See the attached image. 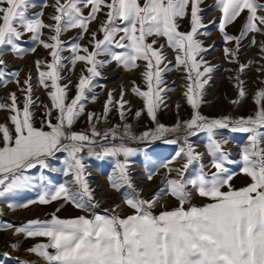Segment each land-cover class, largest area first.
<instances>
[{
    "label": "snow or ice",
    "instance_id": "snow-or-ice-1",
    "mask_svg": "<svg viewBox=\"0 0 264 264\" xmlns=\"http://www.w3.org/2000/svg\"><path fill=\"white\" fill-rule=\"evenodd\" d=\"M40 3V11L30 14L28 10L34 6V0H0V53L10 50L19 56L27 51L19 41L25 33H31L34 43L39 42L50 50L52 60L46 63V71L40 70L43 61L37 60L35 64L39 84L48 88L50 81L53 89L48 93L51 108L44 106L46 116L40 128L33 123L34 113L31 109L36 101L31 95L33 85L30 74L20 89L24 93L22 109L15 92L9 94V103H0V110L9 113L7 120L12 125L10 128L6 122H0V198L27 189L31 181V177L25 174L28 170L38 166L47 169L50 167L49 159L55 158L58 153H67L62 171L65 175H71L72 180L61 183L54 191L43 192L39 196V203L47 204L50 200L63 198L77 208H96L97 204L92 203V190L84 177L82 152L87 150L89 156L94 155L98 159L122 155L123 162L116 161L114 175L110 177L112 186L119 189L124 185L131 186L127 161L137 152L123 142L125 137L154 141L182 128L186 130V136L179 151L161 165L169 173H178L177 178L166 180V187L161 192L176 197L180 202L179 207L161 211L157 215L152 208L158 196L149 201L136 194L125 200L133 210L126 216L116 214L114 210L112 215L93 213L91 217L81 215L70 219H61L53 214L50 220L33 219L20 227L6 225L28 238H48L47 243H38L27 251L35 253L47 264H264V147H261L264 143V88L254 94L253 99L258 107L254 115L247 118L225 116L209 119L194 111L191 119L182 124L178 123L172 128L160 124L155 131L145 132L139 137L131 136L128 125L124 126L122 137H117L115 129L101 135L94 126L91 136L70 130L84 112L88 99L85 93L92 91L94 79L101 77L100 69L111 62L124 69L138 68L137 61L146 62L141 75L147 90H141L133 82V91L143 98L148 115L155 120L156 111L165 100L163 93L168 91L166 86H162L163 74L170 70L172 62L164 63L165 45L157 48L156 39L149 42V38L154 36L166 38V45L177 52L175 64L184 67L188 81L184 96L194 110L198 109L203 102L204 86L209 83L214 70V66L201 55L212 46L204 48L202 41L194 38L201 28L207 27L202 24L200 15L203 11L200 7L202 0H55L53 5H48L47 0H40ZM44 6L55 9V14L50 16L53 24H47L41 18ZM213 6L222 13L218 28L224 40L237 43L236 49H224L226 57L235 61L241 39L249 33L264 34V3L259 0H214ZM85 8H90L87 15L83 14ZM189 9L190 30L181 32L179 21L189 16ZM245 10L248 14L240 35H228L226 26L235 22ZM101 13L106 17L98 28L103 38L97 39V31L91 32V51L88 46L72 42L71 39L67 42L60 39L61 33L68 29L80 28L83 32L79 35H83L89 28V22L97 20ZM45 28L53 32L49 37L52 43L41 39V30ZM256 43L253 35L250 45L255 46ZM66 45L72 53L69 57L60 55ZM260 49L264 52V41L260 42ZM30 50L34 52L35 48ZM80 51L85 54L80 55ZM102 55L108 59H98ZM66 61L70 65H75L77 61L90 65L86 68L88 75L81 72L76 95L70 102L67 101V91L71 81L65 85L59 83L67 78L61 75ZM248 66L241 63L239 71ZM72 70L70 66L69 73ZM17 77L18 73L8 72L5 61L0 59V87L14 78L20 85ZM237 87L239 96L244 97L243 81H238ZM124 95L122 88L121 99L114 101V93L109 90L104 104L105 118L113 104L119 106L121 118L124 117L123 109L129 103L123 99ZM95 98L93 94L91 99L94 101ZM53 109L57 111L56 123L51 120ZM136 115L139 117L140 112L137 111ZM88 118L89 122L93 118L99 119L94 113H88ZM45 126L48 131L44 130ZM221 130L248 134V143L242 149L243 167L240 172L251 182L239 189L233 188L230 183L236 173L225 166L232 163L223 147L227 140L216 138ZM199 132L206 133V148L215 171L205 170L201 163L203 154L196 152L187 139ZM118 138L121 140L119 144L115 143ZM164 142L176 144L179 140ZM181 158L186 160L181 168L169 167ZM193 164L199 167L195 175L189 177L186 173ZM148 178L151 179V175ZM40 179L44 180L45 177L41 175ZM69 183L76 185L75 191L68 187ZM189 186L200 197L211 202L185 208L191 197ZM17 206L27 207L28 204ZM2 227L5 225H0ZM12 247L18 245L13 244ZM0 255L7 256L8 253ZM19 264L31 262L20 261Z\"/></svg>",
    "mask_w": 264,
    "mask_h": 264
},
{
    "label": "rangeland",
    "instance_id": "rangeland-1",
    "mask_svg": "<svg viewBox=\"0 0 264 264\" xmlns=\"http://www.w3.org/2000/svg\"><path fill=\"white\" fill-rule=\"evenodd\" d=\"M264 3V0H259ZM55 0H47L48 5H53ZM214 0H202L200 7L203 11L200 13L202 17V24L206 28H201L199 34L194 38L202 41L204 48L210 50L202 53L203 59L208 61L210 65L214 66L213 72L210 74L209 83L204 86L202 103L198 109L194 110L188 104L184 92L186 91V84L188 81L185 79L186 73L183 66L177 67L175 64V52L172 48L166 45V38L164 37H150L156 39L158 43L155 47L165 45L164 55L165 61L172 62V67L169 71L163 74V85L168 88V91L163 93L165 100L160 108L156 111L155 120L152 119L144 107V100L138 96L133 87L139 86L141 90H147L146 84L142 78L141 73L144 71V61H137L139 67L135 69H124L118 66L116 62H111L105 67L100 69L101 77L95 78L92 91L86 92L88 99L84 104V112L75 120L71 126L73 132H83L91 136L92 127L103 135L109 129H115L117 137L124 135V126L128 125V131L131 136L139 137L145 132L155 131L158 125L162 124L165 127L172 128L178 123L182 124L184 121L191 119L193 112L198 111L201 115L209 119H218L222 117H230L232 119L238 117H245L254 115L258 105L254 102V94L257 90L264 88V52L260 49V42L264 41V34L249 33L239 41L238 59L232 60L226 57L224 49H236V41H225L223 34L219 31V17L222 15L218 7L213 6ZM42 5L40 0H34V6L29 8V13L40 11ZM90 8H85L83 14L87 15ZM106 11V10H105ZM55 14V9L51 6L43 7L42 19L47 24H53L54 21L50 16ZM245 10L242 15L237 18L235 22L226 26V32L231 36H239L242 25L247 16ZM264 14V13H262ZM104 14H98V19L89 22V28L83 35L80 28L68 29L60 35L62 41L78 42L81 45H86L89 51L92 50L93 44L89 43L91 40V32L97 31V39L103 38V33L98 32L100 23L105 19ZM215 21V23H213ZM190 30V9L189 16L179 21V31L187 32ZM41 39L52 43L49 37L53 34L52 31L45 28L42 29ZM256 37L257 43L255 46L250 45L252 36ZM119 37L117 36V39ZM21 46L27 51L17 56L10 50L0 53V59L5 61V67L8 72H17L20 85H17L16 79H9L2 87H0V103H9V94L15 92L18 98V105L22 109L24 103V93L20 90L23 87V81L31 75V84L33 91L31 93L32 99L36 101L32 106L34 113L33 123L34 126L40 128L42 121L45 120L46 109L45 105L51 108V99L48 95L53 89L50 87L51 82L48 81L49 87L44 88L38 82V70L35 61L40 60L44 63L41 64L40 70H47L46 63H50L52 57L50 50L45 49L39 42L31 40V33H25L19 41ZM35 48V51L30 49ZM121 51L120 49H114ZM84 55L83 51L79 52ZM63 57L72 55L69 47L66 45L60 53ZM98 59H108L106 55L99 56ZM249 65L245 70L239 71L240 64ZM73 70L69 73V67ZM84 62L77 61L75 65H70L69 62L64 63L61 69V75L66 76V79L59 81L61 85L69 84L70 87L67 91V101L70 102L76 95V84L78 83L79 76L83 71L84 75H88ZM260 69V71H258ZM202 70V68H201ZM238 81H243V87L246 91L244 97L239 96V88L237 87ZM124 89L125 95L123 99L129 103L125 105L124 117L121 118L120 108L118 105L113 104L110 106V111L107 117L104 116V104L108 99V92L112 90L114 93V101L121 99V89ZM95 94L96 98L93 101L92 95ZM238 101V102H237ZM137 111L140 112L137 117ZM88 113H94L95 117L89 122ZM9 113L0 110V122H6L11 128V122L7 120ZM57 111L52 110L51 120L56 123ZM45 131L49 129L45 126ZM195 131V129H193ZM186 130L181 129L179 132H169L161 139L154 141H144L124 138V143L129 147L137 150L136 154L128 158V172L130 176L131 186H121L119 189L112 186L110 177L114 175L115 164L117 160L123 162L124 157H105L98 159L96 156H89L87 150L82 152L83 163L85 164L84 177L88 183L89 188L92 190V203L97 204L96 208H77L72 202L59 198L55 201H49L47 204L39 203V196L45 191H54L61 183L71 181V175H65L62 169L65 167L63 160L66 158L67 153H58L55 158L49 159L50 167L41 169L39 166L35 169L28 170L25 174L31 177L30 186L25 190H18L10 193L6 198H0V225L5 227L0 228V254L8 253L7 256L0 255V264H19L20 261H29L31 264H47V262L39 258L35 253L27 251L28 248L38 244L47 243V237H31L28 238L24 234L15 233L12 225L15 227L23 226L27 221L39 219L41 221L50 220L52 215L55 214L61 219L75 218L81 215L91 217L95 214H108L112 215L113 210L116 214L126 216L132 213V209L125 203L127 198L136 194L140 198L146 200H153L158 196L152 211L154 214H159L161 211L172 210L180 206V202L176 197L168 193H162L161 190L166 187V180L169 178H177L178 173L171 171L170 173L161 165L170 160L185 142ZM247 133L231 132L221 130L217 139H226L227 143L223 145L224 150L228 153L229 160L232 163H226L225 166L230 171L236 173L231 180L233 188L239 189L246 186L251 182L250 178L240 172L243 167L241 159L242 149L248 143ZM99 140V137H97ZM179 140V143L170 144L165 143V140ZM188 141L196 152L202 153L201 163L208 172L215 171L214 167L210 164V156L208 155L206 144V133L199 132L197 135L188 136ZM109 142H112L111 134H109ZM103 143V141H101ZM115 143H121L118 138ZM2 146V145H0ZM264 147V143L261 144ZM186 162L185 159H177L171 163V169L181 168ZM198 164H193L187 170L186 175L191 177L195 175ZM45 177L44 180L40 176ZM151 175V179H149ZM68 187L75 191V184H68ZM191 197L185 208L189 206H202L209 201L206 198L200 197L191 186ZM224 190H227L226 188ZM87 200V197H85ZM32 201V203H28ZM28 204L27 207L17 206ZM12 205V207H9ZM106 210H108L106 212ZM17 244L18 247L13 248L12 245ZM49 251H53L49 249Z\"/></svg>",
    "mask_w": 264,
    "mask_h": 264
},
{
    "label": "built area",
    "instance_id": "built-area-1",
    "mask_svg": "<svg viewBox=\"0 0 264 264\" xmlns=\"http://www.w3.org/2000/svg\"><path fill=\"white\" fill-rule=\"evenodd\" d=\"M85 152V151H84Z\"/></svg>",
    "mask_w": 264,
    "mask_h": 264
}]
</instances>
